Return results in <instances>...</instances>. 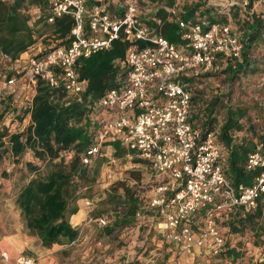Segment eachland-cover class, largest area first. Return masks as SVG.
<instances>
[{"label":"built area","instance_id":"built-area-1","mask_svg":"<svg viewBox=\"0 0 264 264\" xmlns=\"http://www.w3.org/2000/svg\"><path fill=\"white\" fill-rule=\"evenodd\" d=\"M43 1L46 23L65 15L71 18L69 40L44 49L29 46L21 53L0 73V101H10L16 111L29 109L38 79L51 87L61 86L66 96L81 101L88 79L79 75L78 60L111 49L122 34L129 42L127 73L119 86L105 89L91 105L89 116L95 131L92 142L80 153L81 160L90 164L99 156H108L105 151L114 152L112 143L119 142L127 149L132 166H144L149 173L153 187L147 207L154 211L153 227L169 250L175 249L179 258L197 250L213 256L223 252L226 236L219 221L238 206L249 210L264 202V145L257 141L246 156L245 168L258 169L251 183H232L224 170L226 155L216 131H205L191 120L193 92L183 79L205 75L219 59L241 60L243 42L231 26L229 12L236 2L229 0L219 8L218 12L228 16L225 23L209 24L206 15L184 20L177 1L166 7L181 38L174 43L157 30L161 23L153 17L160 6L157 2L118 0L120 12L111 13L113 0ZM141 2L150 8L147 14ZM18 97L21 103L16 106L13 101ZM24 113L30 120L29 110ZM110 176L105 168L101 177ZM81 199L85 206L93 202L92 197ZM142 215V210L136 212V217ZM94 220L101 227L109 222L104 214ZM2 255L8 256L6 251ZM16 264H33V259L20 256Z\"/></svg>","mask_w":264,"mask_h":264},{"label":"trees","instance_id":"trees-1","mask_svg":"<svg viewBox=\"0 0 264 264\" xmlns=\"http://www.w3.org/2000/svg\"><path fill=\"white\" fill-rule=\"evenodd\" d=\"M147 1L160 5L153 12V17L161 19L157 30L169 41L180 43L178 25L168 18L165 9L173 6L176 0H145ZM208 1L197 0L182 4L180 18L195 21L198 17L206 15L209 24L227 22L228 16L218 12L219 8L208 4ZM257 1L245 0L243 8L235 4L229 9L231 19L237 26L243 42L240 61L230 58L218 60L224 64L222 73L231 80L237 75H246L249 71L258 70L254 52L259 45L264 47V14L250 12ZM28 7H37L40 10L39 16L33 21L27 12ZM45 19L46 3L43 0H15L11 3L0 1V54L13 62L36 41L39 31L48 26H51L52 34L60 40V44L67 43L72 26L71 18L67 15L61 16L51 24L46 23ZM152 24L156 25L153 21ZM128 45L129 42L120 34L111 49L78 60L79 75L88 79L81 101L66 96L61 86L51 87L44 80L38 79L32 105L29 109H24V112L29 110L31 123L24 138V133L8 135L12 143L10 148L4 146V137L8 134L7 127L0 124V161L8 150L17 155L29 148L42 164L39 166L30 162L34 172L20 187L14 202L24 220L26 230L37 235L43 246L69 242L79 234V228L70 222V215L78 210L77 199L92 189L98 180L102 164L106 160L105 156L97 157L90 164L81 160L80 153L92 142L95 131V123L89 112L91 105L103 91L119 86L126 75L125 51ZM140 45L143 46L144 43ZM262 57L264 58V53ZM194 79L185 77L183 80L192 84ZM201 95H192L191 120L202 126L205 131L215 130L218 123L215 111L220 96L214 95L210 99H204ZM0 102L3 107L0 110L1 122L4 110L8 111L11 108L8 104L11 103ZM221 106L226 108V113L215 131L217 141L224 147L226 155L225 173L232 183L249 184L258 169H246L245 159L257 141H262L264 145V133H260L256 140L243 133L239 135L237 132L249 128L242 120L247 109L244 105ZM112 146L115 155L123 153L119 142H113ZM131 174L132 179H140L139 170H131ZM127 181L130 182L129 179H118L106 190L104 201L113 206L115 215L110 224L103 226L108 232L120 226H143L144 213L152 212L147 207L148 196L138 188L136 182ZM138 210L143 211L141 218L136 217ZM220 221L225 222L231 231L244 232L249 228L258 236L264 234V202L259 201L256 207L249 210L238 206L226 219ZM226 245V249L220 254L231 255L233 258L239 255L237 247L230 244L228 239ZM129 264H139V260L135 258ZM259 264H264V261Z\"/></svg>","mask_w":264,"mask_h":264},{"label":"rangeland","instance_id":"rangeland-1","mask_svg":"<svg viewBox=\"0 0 264 264\" xmlns=\"http://www.w3.org/2000/svg\"><path fill=\"white\" fill-rule=\"evenodd\" d=\"M176 1L179 6H182L184 3L197 0ZM228 1L209 0L208 4L224 8ZM234 1L243 8L245 0ZM36 8L28 7L27 9L32 19L40 14L39 8ZM140 8L146 14L150 9L143 2H141ZM250 12L264 14V0L255 2ZM231 26L239 34L233 20H231ZM46 31H48L47 28L43 30V32ZM39 41L42 49L58 42L49 34ZM263 53V46L259 45L255 48L254 58L258 68L256 71H249L246 75H237L231 80L229 76L222 73L223 62H217L208 73L195 78L190 84L192 92L197 97L200 93L204 99H210L214 95L220 96L215 111L218 119L215 130L226 113V108L221 105L229 104L244 105L247 109L242 120L249 128L243 132H237L239 135L243 133L256 140L260 133H264ZM11 65L12 62L0 54V73L7 71ZM13 102L16 106L21 103L19 97ZM1 104L0 102V110L3 109ZM8 105L11 108L8 111L4 110L0 124L7 127L8 134L4 137V146L10 148L12 143L8 135L24 133L22 136L24 138L31 121L23 110L16 111L17 108L11 104ZM122 149L123 153L120 155H115L112 150L105 151L108 161L101 167L98 180L92 189L82 196L92 197V204L85 206L82 197L77 199V205L82 209L72 215V218L70 215L69 219L72 225L79 228L78 236L72 241L53 243L50 246H43L37 235L28 233L20 211L14 202L16 193L34 172L31 165L36 163L41 166L42 164L29 148L17 155L8 150L0 161V264H16L20 256L32 257L33 264H129L135 258L139 260V264H259L264 261V234L258 236L249 228H246L244 232L231 231L228 225L222 222L223 220L219 221V225L230 244L237 247L239 255L233 258L231 255L225 254L215 256L206 254L204 261L200 258L194 261L190 259L192 256L179 258L176 254H172L173 250H169L168 243L153 227L152 214L154 211L144 213L143 221L145 222H142L143 226L140 227L134 225L121 228L120 226L112 232H108L104 227L98 226L94 220L96 216L106 215L109 220L108 224L115 217L113 206L104 201L106 190L114 181L124 178L129 179L131 183L136 182L146 197H149V192L153 187V183L148 181L147 169L144 166H140V168L132 166V159L130 160L125 154L127 149L125 147ZM105 168L108 169L111 176L103 179L101 175ZM135 169L141 172L139 180L132 179L131 170ZM130 182L127 181V183ZM121 190L120 186L119 191ZM81 216H84L82 220ZM3 251L7 252V257L2 255ZM202 254L203 252L195 253L196 256H202Z\"/></svg>","mask_w":264,"mask_h":264},{"label":"crops","instance_id":"crops-1","mask_svg":"<svg viewBox=\"0 0 264 264\" xmlns=\"http://www.w3.org/2000/svg\"><path fill=\"white\" fill-rule=\"evenodd\" d=\"M119 1L118 0H113L112 2H111V7H110V12L111 13H119L120 12V8H119ZM37 9V8H36ZM38 11H40L39 9H38ZM146 14V13H145ZM39 16V14H37V16L36 17H38ZM36 17H34L33 19H32V21L36 18ZM32 23V22H31ZM30 23V24H31ZM47 29H48V31H46V32H43V31H39V33H42L41 35L38 33V36L40 35V37H37L36 38V41L31 45L32 47H34V48H36V47H41L42 48V46H41V42L39 41L40 39H42L43 37H45V36H47L48 34L50 35V36H53L54 38H55V36L52 34V32H51V26H48V27H46ZM45 28V29H46ZM56 39V38H55ZM56 40H58L59 41V39H56ZM30 46V47H31ZM43 49H44V47H43ZM24 54V53H23ZM82 208H81V206H79L78 205V210L76 211V212H78L79 210H81ZM75 212V213H76ZM75 213H73V214H71V218H72V215H74ZM84 218V216H81V220ZM80 220V221H81ZM160 236H161V233H158ZM175 250L174 251H172L171 253L173 254H175ZM195 252H200L199 250H197V251H195ZM195 252H194V254L192 255V257H190V259H192V260H196V259H199L200 258V260H202V261H204L205 260V258H206V252H204L203 251V254H202V256H196L195 255ZM199 263V262H198Z\"/></svg>","mask_w":264,"mask_h":264}]
</instances>
